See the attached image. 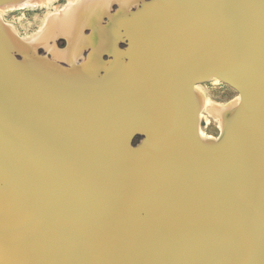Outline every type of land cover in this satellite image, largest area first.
<instances>
[{
  "label": "bare ground",
  "instance_id": "bare-ground-1",
  "mask_svg": "<svg viewBox=\"0 0 264 264\" xmlns=\"http://www.w3.org/2000/svg\"><path fill=\"white\" fill-rule=\"evenodd\" d=\"M226 1L220 39L200 0H0V264H264V0Z\"/></svg>",
  "mask_w": 264,
  "mask_h": 264
},
{
  "label": "water",
  "instance_id": "water-1",
  "mask_svg": "<svg viewBox=\"0 0 264 264\" xmlns=\"http://www.w3.org/2000/svg\"><path fill=\"white\" fill-rule=\"evenodd\" d=\"M232 10V3H229L226 0H200V2H198L194 7L191 15L188 16L189 19H186V24L190 27L188 29L194 32L195 30L198 31V33H202L203 31H210L212 36L220 39H225V34L229 31H232V29L234 28L232 21L233 17L231 15ZM259 30L260 32L264 33V28ZM122 40L125 41L124 39H121L120 41ZM126 43L127 42L125 41V44ZM207 76H204L203 78H201V80H204ZM94 129L101 132V130L96 126ZM94 129L90 128L89 131H93ZM143 135H145V132L143 131H133L128 139V146L133 147V145L135 146L139 144ZM141 211L138 212V209L136 208H134V210L128 209L126 215L136 216L139 213L141 214ZM201 228L202 227L199 226V232L198 230L196 232H193L188 226H183V228L179 227L177 229L178 231L175 230L176 232L172 236L158 235V243L165 246V252H167L166 254L171 257L176 251L181 249L183 245L189 244L186 241L196 242L198 239H200L201 236L199 234L202 231ZM164 229L171 230L172 228L164 227ZM157 231H160V229ZM174 244H176V246H174Z\"/></svg>",
  "mask_w": 264,
  "mask_h": 264
},
{
  "label": "rangeland",
  "instance_id": "rangeland-1",
  "mask_svg": "<svg viewBox=\"0 0 264 264\" xmlns=\"http://www.w3.org/2000/svg\"><path fill=\"white\" fill-rule=\"evenodd\" d=\"M65 0H55L54 4L57 6L62 5ZM117 6L114 5L111 12L116 10ZM47 7L41 9H29V8H13L11 11L7 12L4 16V20L9 23L14 24V26L18 29L21 34L28 33L32 31V29L36 28L40 18L46 12ZM65 41L63 38L58 40V44L60 46L64 45ZM119 46L122 48L125 46V41H120ZM42 52V49H40ZM107 58V55H104ZM203 89L211 96L212 99L219 102H224L226 100L232 99L235 97L236 92L228 86H225L221 83H214L212 81H206L203 84ZM201 125L205 129L207 133L212 135H217L219 129L215 123L206 124L203 119L200 120ZM137 139V138H136Z\"/></svg>",
  "mask_w": 264,
  "mask_h": 264
}]
</instances>
